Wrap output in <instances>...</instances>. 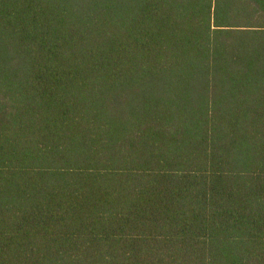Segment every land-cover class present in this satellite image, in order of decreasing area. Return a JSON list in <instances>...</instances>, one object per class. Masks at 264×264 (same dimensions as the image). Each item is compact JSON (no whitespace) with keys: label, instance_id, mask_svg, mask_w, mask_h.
I'll list each match as a JSON object with an SVG mask.
<instances>
[{"label":"trees","instance_id":"1","mask_svg":"<svg viewBox=\"0 0 264 264\" xmlns=\"http://www.w3.org/2000/svg\"><path fill=\"white\" fill-rule=\"evenodd\" d=\"M0 264H264V0H0Z\"/></svg>","mask_w":264,"mask_h":264}]
</instances>
